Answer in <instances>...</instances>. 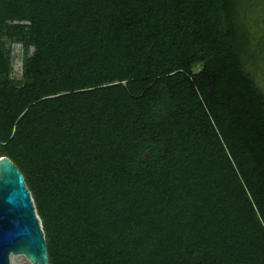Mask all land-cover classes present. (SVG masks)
<instances>
[{"label": "trees", "instance_id": "1", "mask_svg": "<svg viewBox=\"0 0 264 264\" xmlns=\"http://www.w3.org/2000/svg\"><path fill=\"white\" fill-rule=\"evenodd\" d=\"M237 2L0 0V156L50 264H264V92Z\"/></svg>", "mask_w": 264, "mask_h": 264}, {"label": "water", "instance_id": "2", "mask_svg": "<svg viewBox=\"0 0 264 264\" xmlns=\"http://www.w3.org/2000/svg\"><path fill=\"white\" fill-rule=\"evenodd\" d=\"M24 255L32 264H50L40 218L24 177L7 156H0V264Z\"/></svg>", "mask_w": 264, "mask_h": 264}, {"label": "rangeland", "instance_id": "3", "mask_svg": "<svg viewBox=\"0 0 264 264\" xmlns=\"http://www.w3.org/2000/svg\"><path fill=\"white\" fill-rule=\"evenodd\" d=\"M239 23L245 24L248 43L245 62L256 85L264 92V0H237ZM12 51V76L22 75L23 47L19 43L8 44ZM33 47L30 48V52ZM11 264H32L24 255H11Z\"/></svg>", "mask_w": 264, "mask_h": 264}, {"label": "bare ground", "instance_id": "4", "mask_svg": "<svg viewBox=\"0 0 264 264\" xmlns=\"http://www.w3.org/2000/svg\"><path fill=\"white\" fill-rule=\"evenodd\" d=\"M12 259V258H11ZM12 263V262H11Z\"/></svg>", "mask_w": 264, "mask_h": 264}]
</instances>
